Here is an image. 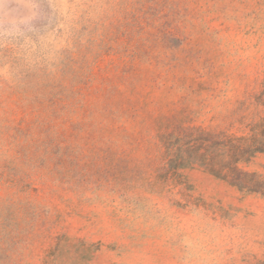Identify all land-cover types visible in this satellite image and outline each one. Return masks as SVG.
Returning a JSON list of instances; mask_svg holds the SVG:
<instances>
[{
  "label": "rangeland",
  "instance_id": "374dc122",
  "mask_svg": "<svg viewBox=\"0 0 264 264\" xmlns=\"http://www.w3.org/2000/svg\"><path fill=\"white\" fill-rule=\"evenodd\" d=\"M261 122L264 0H0V264H264V195L167 148Z\"/></svg>",
  "mask_w": 264,
  "mask_h": 264
},
{
  "label": "trees",
  "instance_id": "16d2710c",
  "mask_svg": "<svg viewBox=\"0 0 264 264\" xmlns=\"http://www.w3.org/2000/svg\"><path fill=\"white\" fill-rule=\"evenodd\" d=\"M208 142L207 137H199L194 143L189 139L183 145L169 141V167L179 168L199 161L239 190L264 195V182L259 176L239 167V163H249L258 153H264V122L256 124L250 136L218 141L214 150Z\"/></svg>",
  "mask_w": 264,
  "mask_h": 264
}]
</instances>
